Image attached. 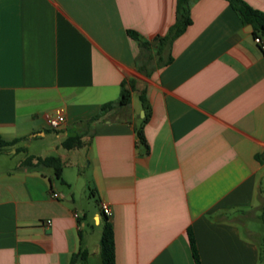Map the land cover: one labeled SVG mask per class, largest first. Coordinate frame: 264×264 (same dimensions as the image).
Returning <instances> with one entry per match:
<instances>
[{
    "label": "crops",
    "instance_id": "1",
    "mask_svg": "<svg viewBox=\"0 0 264 264\" xmlns=\"http://www.w3.org/2000/svg\"><path fill=\"white\" fill-rule=\"evenodd\" d=\"M242 1L264 12V0ZM176 4L0 0V136L20 138L0 151V264H70L80 249L84 264H102L105 220L115 264H195L188 229L200 264H261L264 235L250 222L264 221V52L227 0H191V23L163 48L171 61L157 65ZM122 82L133 84L129 104L93 119ZM55 111L65 116L58 129L46 121ZM88 128L85 146H61ZM47 130L61 179L20 164L48 156L26 154ZM18 153L9 165L4 155Z\"/></svg>",
    "mask_w": 264,
    "mask_h": 264
},
{
    "label": "trees",
    "instance_id": "2",
    "mask_svg": "<svg viewBox=\"0 0 264 264\" xmlns=\"http://www.w3.org/2000/svg\"><path fill=\"white\" fill-rule=\"evenodd\" d=\"M232 8L239 15L242 23L244 25L250 24L253 27V37H258L261 39L264 37V12H261L257 9L252 8L242 0H227ZM190 3L191 0H177L176 6V21L170 26L168 32L159 38L157 47H156V60L157 65L167 64L171 61L172 57L170 54L167 57H162L161 53L165 46H169L172 40L184 32L186 27L191 23L190 17ZM128 35L138 41V44L141 49L148 50L149 43L143 41L139 38L138 34L132 30L127 31ZM261 47V46H260ZM264 52V47L262 48ZM150 58V56H148ZM133 88V84L130 82L129 87L125 86V82L121 84L120 97L116 102L110 101L102 104L100 106L99 113L94 116L93 119H96L101 114L106 111L116 107V106H125L130 102V93ZM142 106L146 108L145 100L142 95L139 96ZM145 118H143V121ZM135 131L138 137L139 142L147 148V143L143 135L142 126L135 127ZM89 139H85L84 134H76L66 136L61 141V146L66 149H79L85 146L88 143ZM20 141V138H14L12 140H5L0 136V151L4 150L7 147H12ZM16 152L26 151L24 146L16 147ZM20 164L26 167H38V166H47L53 168L55 177L61 179L62 172V161L58 156L48 155L45 157H39L34 155H27ZM188 238L189 245L192 253V257L195 264H200L195 240L191 229H188ZM99 253L102 264H115V253H114V234L111 223L108 220H105L102 225V231L99 239ZM88 251L86 249H80L76 253H73L70 257V264H84L86 262Z\"/></svg>",
    "mask_w": 264,
    "mask_h": 264
},
{
    "label": "rangeland",
    "instance_id": "3",
    "mask_svg": "<svg viewBox=\"0 0 264 264\" xmlns=\"http://www.w3.org/2000/svg\"><path fill=\"white\" fill-rule=\"evenodd\" d=\"M154 60L152 59L150 62V66H153L154 64ZM141 114V113H140ZM90 134V130L88 128L87 130V136L85 137V139H88V135ZM58 140L55 139L54 133L51 130H47L46 131V137L45 138H32L28 141L29 147L27 148L26 154L28 153H34V154H48V155H55L57 152L55 151V147H59V144L57 142ZM7 156L6 160L7 163L11 166L15 165L18 160L24 156L23 153H18L17 155H10V157L8 155H4ZM83 163V162H82ZM86 164H82V167H84ZM59 184V183H58ZM76 191L78 193L81 192L80 186L76 185L75 186ZM80 201H83L84 198H80ZM251 226H257L258 228H260V230L262 231V235H264V221L261 220H256V221H252L250 222ZM86 231H89L91 233V236H95V238L97 237V233L92 232V230L88 227L86 229ZM259 242L261 243V247H262V262L261 264H264V238L258 237ZM94 262V260H92Z\"/></svg>",
    "mask_w": 264,
    "mask_h": 264
},
{
    "label": "built area",
    "instance_id": "4",
    "mask_svg": "<svg viewBox=\"0 0 264 264\" xmlns=\"http://www.w3.org/2000/svg\"><path fill=\"white\" fill-rule=\"evenodd\" d=\"M254 40L260 44V46L264 47V42L259 39L258 37H255ZM47 125L52 129H58L62 126V124L65 122V116L61 111H55L54 113H51L47 115L46 117ZM53 197H57L58 194L56 192L52 193ZM100 211L105 217H109L111 215V209L110 206L106 202H100L99 204ZM75 217L78 215L75 213ZM47 224H50L49 221H46Z\"/></svg>",
    "mask_w": 264,
    "mask_h": 264
},
{
    "label": "water",
    "instance_id": "5",
    "mask_svg": "<svg viewBox=\"0 0 264 264\" xmlns=\"http://www.w3.org/2000/svg\"><path fill=\"white\" fill-rule=\"evenodd\" d=\"M249 27H250V25H249Z\"/></svg>",
    "mask_w": 264,
    "mask_h": 264
}]
</instances>
